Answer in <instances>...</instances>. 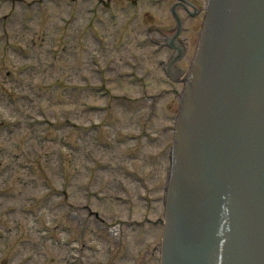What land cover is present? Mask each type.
<instances>
[{
    "label": "rangeland",
    "instance_id": "obj_1",
    "mask_svg": "<svg viewBox=\"0 0 264 264\" xmlns=\"http://www.w3.org/2000/svg\"><path fill=\"white\" fill-rule=\"evenodd\" d=\"M181 1L186 74L207 0ZM177 2L0 0V264H159Z\"/></svg>",
    "mask_w": 264,
    "mask_h": 264
},
{
    "label": "water",
    "instance_id": "obj_2",
    "mask_svg": "<svg viewBox=\"0 0 264 264\" xmlns=\"http://www.w3.org/2000/svg\"><path fill=\"white\" fill-rule=\"evenodd\" d=\"M246 1H257V4L243 7L244 0H213L206 28L209 33L202 39V53L189 82L178 127L181 143L177 146L179 152L175 161L183 162L177 174L182 172L188 204L191 202L192 210H197L198 215L202 213L204 220L216 217L218 222L217 209L213 214H209V210L218 204L217 198L223 201L228 175L235 181V174L228 168L224 171L222 162L218 163L223 155L219 149L225 145L222 135L244 133L247 124L256 126V112L264 113V1ZM236 21L244 24L239 32ZM237 54L239 58L235 57ZM230 55L235 58H229ZM227 91H231V97ZM230 154L232 164L233 159L247 164L245 150L239 143L232 144ZM252 170L255 166L245 171ZM176 205L173 199L171 206ZM181 205L183 209L185 202ZM219 206L222 207V202ZM208 231L199 218L188 220L187 235H194L195 240L190 243L196 253L185 257V245L184 250L181 247L174 250V245L167 242L165 246H170L167 251L171 253L173 249L171 261H175L179 251L180 257L186 258L185 264H208L209 260L202 257L206 252L210 257L208 239L204 240Z\"/></svg>",
    "mask_w": 264,
    "mask_h": 264
}]
</instances>
